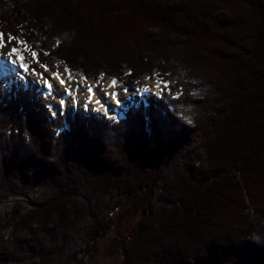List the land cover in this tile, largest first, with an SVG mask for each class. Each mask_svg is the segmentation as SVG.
Instances as JSON below:
<instances>
[{"label": "trees", "instance_id": "16d2710c", "mask_svg": "<svg viewBox=\"0 0 264 264\" xmlns=\"http://www.w3.org/2000/svg\"><path fill=\"white\" fill-rule=\"evenodd\" d=\"M0 34L170 90L120 121L0 90V264H86L142 194L120 264H264V0H0Z\"/></svg>", "mask_w": 264, "mask_h": 264}, {"label": "rangeland", "instance_id": "374dc122", "mask_svg": "<svg viewBox=\"0 0 264 264\" xmlns=\"http://www.w3.org/2000/svg\"><path fill=\"white\" fill-rule=\"evenodd\" d=\"M154 32L155 31L151 30V33ZM18 55L22 59V61H20V67L26 66V71L20 70L18 74H14L13 72L15 67L13 65H9V67L3 69V71H8L9 69L10 71L5 77L3 75L0 76V82H16L20 87L28 88L34 91L38 90L41 92L43 91L42 87L44 86V84H42V80L45 79L47 81L49 77L53 76L56 77L57 80V83L53 81V83L57 85L58 89V92L56 91L55 94L59 93V98L58 96L50 98L53 102V111L71 110L74 115L76 114V111H89L90 109L93 110L97 107L93 102H90L89 98V87L90 85H94L93 82H87V85L89 86H86V83H81L75 78H71L67 81L64 74L65 72L61 67L62 63L60 60L47 59L46 61H43V63H46V66L44 67L42 66L43 59L40 55L31 53L29 48L23 43H20L19 40H14L0 34V60L9 61L10 63L15 60L14 64H16V60H19L17 58ZM118 72L126 76V79L129 76V73H127L128 71L124 66H122ZM77 73L79 75L83 74L80 72ZM85 75L87 76V74ZM93 75H95V73ZM140 77L142 78L141 82L130 79V84H128V82H124V78L110 79L112 82H110L109 78L106 76L99 78V81H95L97 84L96 90L98 91L96 102L99 101V103L101 102L104 106H107L114 101V97L116 99L120 97L123 100L129 101L142 100L147 103L146 105H148L149 99H153V101L159 102L160 108L164 110L165 106H161L162 103L159 96L163 97L165 94H168L166 92L169 85L168 82L157 78L154 73H151L150 75L146 74ZM113 81H115V83H113ZM62 84H64V86H61ZM66 91L69 92L71 96L67 98V104L63 105L61 108V101H64L63 99L66 95ZM113 94H115V96ZM178 95L179 93L173 94V97L177 98ZM120 98L119 100H121ZM55 100L57 101L54 102ZM120 104H122L121 101ZM105 117L109 118L111 116L106 115ZM147 201L148 198L145 194H142L138 198L127 197L125 199L123 208L116 211L117 214L115 216L114 226L101 234L96 244V248L93 249V254L88 259L86 264H120L118 236L121 233L130 231V229L136 224L135 222L139 221L141 216L146 215ZM245 214H247L248 217L247 219L245 218L246 221L244 224H247L248 222L257 224L260 222L258 219V213L256 214L254 210H250L249 213L246 211Z\"/></svg>", "mask_w": 264, "mask_h": 264}, {"label": "bare ground", "instance_id": "6f19581e", "mask_svg": "<svg viewBox=\"0 0 264 264\" xmlns=\"http://www.w3.org/2000/svg\"><path fill=\"white\" fill-rule=\"evenodd\" d=\"M15 60L13 62H8L6 63H0V69H6L7 67H9V65H13L14 67H16V64H14ZM6 66V67H5ZM54 82L57 83L56 77H49V79H47L46 83L44 84V90L49 94V95H54L55 92L58 90L57 89V85H55ZM93 84V83H91ZM61 86H64V84H62ZM60 88V87H59ZM61 89V88H60ZM58 92V91H57ZM59 94V93H57ZM98 95V91L96 90L94 85H90L89 87V98H90V102H93L97 107L96 109L101 112H104L105 114H107L108 116H114L115 118H121L123 116V111L121 110V107L123 106L122 104H117V101H121L118 99H116L115 97L113 98V102L109 105H107V107H105L101 102L98 103L96 102V98ZM71 94H69V92L66 91V95L64 96V101H63V105L67 104V98L70 97ZM98 101V100H97ZM111 105V106H110ZM110 106V107H109ZM115 111V112H114Z\"/></svg>", "mask_w": 264, "mask_h": 264}, {"label": "snow or ice", "instance_id": "6c2138e0", "mask_svg": "<svg viewBox=\"0 0 264 264\" xmlns=\"http://www.w3.org/2000/svg\"><path fill=\"white\" fill-rule=\"evenodd\" d=\"M113 83H115V81H113ZM114 96H115V94H113ZM98 103H99V101H98ZM120 103V101H117V104H119ZM63 106V101H61V107ZM105 107H107V106H105Z\"/></svg>", "mask_w": 264, "mask_h": 264}, {"label": "water", "instance_id": "95a60500", "mask_svg": "<svg viewBox=\"0 0 264 264\" xmlns=\"http://www.w3.org/2000/svg\"><path fill=\"white\" fill-rule=\"evenodd\" d=\"M145 213V212H144Z\"/></svg>", "mask_w": 264, "mask_h": 264}]
</instances>
